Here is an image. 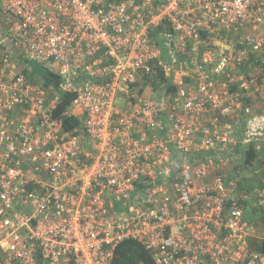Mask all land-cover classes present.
Masks as SVG:
<instances>
[{"label":"built area","instance_id":"obj_1","mask_svg":"<svg viewBox=\"0 0 264 264\" xmlns=\"http://www.w3.org/2000/svg\"><path fill=\"white\" fill-rule=\"evenodd\" d=\"M263 94L264 0H0V264H264Z\"/></svg>","mask_w":264,"mask_h":264},{"label":"trees","instance_id":"obj_2","mask_svg":"<svg viewBox=\"0 0 264 264\" xmlns=\"http://www.w3.org/2000/svg\"><path fill=\"white\" fill-rule=\"evenodd\" d=\"M168 28V24L164 23L159 28H156L152 32V42L153 43H161L157 38L160 34L167 32L166 29ZM162 52L164 49L162 48ZM165 58V53H164ZM160 73V80L165 79L164 71L158 66L157 68ZM34 74L38 73L45 76V81L49 83L51 78L46 76L45 71L39 68H34ZM55 86H58V82L55 83ZM75 95L73 94H62L61 101L58 105L57 115H60L68 110L69 106L71 105V101L74 99ZM261 99L264 101V94L261 95ZM264 110V108H263ZM65 120V127L67 130H70L72 127L79 125L77 120L74 118H64ZM236 152L242 154V162L243 164L239 166L240 173L243 170H249L258 164L260 168L259 178L261 182H259L260 189L257 192L252 193L251 187L247 188L245 185V180L241 176L238 181L239 191L242 193H248L252 195L253 199L251 201H245V213H244V221L248 222L252 226H256L261 228L263 231H260L261 235H264V208L260 207L259 205L253 204V201H258L260 190L264 188V142H256L249 145L247 148L245 146H239L236 149ZM233 178V177H232ZM247 188V189H246ZM249 213V216L247 215ZM251 246H255L253 249L259 253L264 254V239L260 240L259 242L256 240L250 241ZM111 264H155V259L153 254L146 248V246L138 240H126L121 245L118 246L115 252V257Z\"/></svg>","mask_w":264,"mask_h":264},{"label":"rangeland","instance_id":"obj_3","mask_svg":"<svg viewBox=\"0 0 264 264\" xmlns=\"http://www.w3.org/2000/svg\"><path fill=\"white\" fill-rule=\"evenodd\" d=\"M260 172V168L258 167V164H256V166H254L253 168L249 169V170H243L241 171V173L237 174V178H240L241 176L244 178L245 180V185H247V188H250L251 187V192L254 193V192H257L261 187L259 182H261L260 180V176H259V173ZM246 188V189H247ZM253 204H254V201H253ZM246 216H249V213L247 212V215ZM252 240H256V241H260V238L258 237H251L249 239V243H251L250 241Z\"/></svg>","mask_w":264,"mask_h":264},{"label":"crops","instance_id":"obj_4","mask_svg":"<svg viewBox=\"0 0 264 264\" xmlns=\"http://www.w3.org/2000/svg\"><path fill=\"white\" fill-rule=\"evenodd\" d=\"M260 240H261V238H260ZM255 247V246H254ZM253 246H252V248H254Z\"/></svg>","mask_w":264,"mask_h":264}]
</instances>
